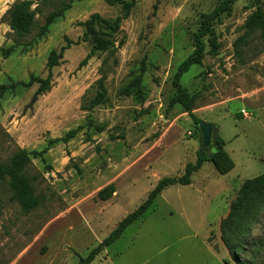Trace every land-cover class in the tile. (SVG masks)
I'll use <instances>...</instances> for the list:
<instances>
[{"label": "rangeland", "instance_id": "1", "mask_svg": "<svg viewBox=\"0 0 264 264\" xmlns=\"http://www.w3.org/2000/svg\"><path fill=\"white\" fill-rule=\"evenodd\" d=\"M17 1L0 0V85L37 75L50 76L51 87L0 91V165L26 151L25 173L39 200L25 212L11 177L0 179V264H80L161 179L196 161L197 125L181 106H168L202 15L222 0H137L115 48L93 55L83 23L97 13L123 17L131 0H78L40 38L11 29L6 14ZM56 8L32 6L40 24ZM258 10L264 14V0H236L204 38L201 64L182 79L197 96L193 113L217 126L234 169L222 175L204 163L192 184L164 190L90 264H238L233 250L264 264V206L243 228L239 217L233 236L223 226L245 182L264 175V39L246 26ZM62 46L64 57L50 71L49 56ZM101 80L105 94L91 108ZM112 184L104 200L109 190L100 193Z\"/></svg>", "mask_w": 264, "mask_h": 264}, {"label": "trees", "instance_id": "2", "mask_svg": "<svg viewBox=\"0 0 264 264\" xmlns=\"http://www.w3.org/2000/svg\"><path fill=\"white\" fill-rule=\"evenodd\" d=\"M35 1L47 3L52 6H56V4H58V8L47 16L44 24L38 23L35 18V13L32 10V6ZM76 1L78 0H18L7 12L6 18L11 26V29L18 37L24 38L36 30V35L40 38L50 30L57 18L70 9ZM136 1L137 0L123 2V8L125 9L123 17L118 16L116 18H105L97 13L93 14L83 23L85 27L83 40L89 42L91 45L92 55L96 53H106L115 48L116 36L120 32L122 21L130 15L132 9L136 5ZM235 1L236 0H222L213 11L202 15L201 26L195 35L196 47L194 51L179 65L173 77L174 93L169 101L168 109L181 106L185 112H188L197 125L201 141H203V137L199 128V123L203 119L193 113L196 108L197 96L183 84L182 79L193 66L201 64L206 49L204 38L215 35L213 26L214 23L225 13L230 11L231 5ZM246 26L249 30H260L264 39V14L261 10L256 11L250 17ZM67 48V46H62L51 52L48 60V67L50 71L53 70L54 67L60 65L61 59L64 57V53ZM2 51L4 55L11 54L9 48H2ZM50 82V76L48 78H42L37 75H32L28 82L21 81L9 87L0 85V91L9 90L10 88L16 89L18 86L23 89H28L35 84H40L42 89L48 90L51 87ZM98 86L99 90L90 95L91 108L98 105L102 101L105 94V85L102 80L98 81ZM74 133L75 132L70 133L67 138L74 137ZM29 161L30 159L27 152L20 151L12 160L11 165H0V179L6 175L11 177V186L15 191V196L25 212L32 210L39 203V200L35 196L34 190L25 173V169ZM206 162L213 163L218 173L222 175L230 173L235 167L234 160L226 150V141L219 135L218 132L216 133V137L213 141L212 150L208 147H201L197 151L196 161L186 165L183 175L179 177L169 176L161 179L155 188L149 193L147 199L136 210L128 214L122 221H120L118 226L101 244L94 248L86 258L81 259L80 264L92 263L105 248L115 243L130 225L136 222L148 211L164 190L174 185L192 184V175ZM107 190H109V195L104 197V200H107L112 194L114 185H110L106 190L102 191L100 195ZM240 193L241 195L236 201L237 204L233 206V210L231 211L228 220L223 224V226L228 224L227 230H231L230 234L238 228L236 227V223L239 221V217H244V222L240 226V228H243L244 225L249 222L250 215L257 208L264 206V175H259L255 178L249 179L243 185ZM233 235L234 232L230 236ZM233 251L234 259L238 262V264H252L241 259L236 250Z\"/></svg>", "mask_w": 264, "mask_h": 264}, {"label": "water", "instance_id": "3", "mask_svg": "<svg viewBox=\"0 0 264 264\" xmlns=\"http://www.w3.org/2000/svg\"><path fill=\"white\" fill-rule=\"evenodd\" d=\"M199 128L202 132V148H210L213 149V141L216 137L217 128L215 125L207 122L206 120H202L199 123Z\"/></svg>", "mask_w": 264, "mask_h": 264}, {"label": "built area", "instance_id": "4", "mask_svg": "<svg viewBox=\"0 0 264 264\" xmlns=\"http://www.w3.org/2000/svg\"><path fill=\"white\" fill-rule=\"evenodd\" d=\"M242 113H243V116H244L245 119H249L250 118V114L246 110H242Z\"/></svg>", "mask_w": 264, "mask_h": 264}, {"label": "crops", "instance_id": "5", "mask_svg": "<svg viewBox=\"0 0 264 264\" xmlns=\"http://www.w3.org/2000/svg\"><path fill=\"white\" fill-rule=\"evenodd\" d=\"M210 110L212 109V108H209ZM213 112V109L211 110V112L210 111H208L207 112V114H211ZM196 113V112H195ZM187 114V113H186ZM197 115V114H196ZM198 116V115H197ZM204 120H206L207 122H210V121H208L207 119H204Z\"/></svg>", "mask_w": 264, "mask_h": 264}]
</instances>
